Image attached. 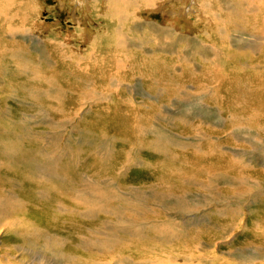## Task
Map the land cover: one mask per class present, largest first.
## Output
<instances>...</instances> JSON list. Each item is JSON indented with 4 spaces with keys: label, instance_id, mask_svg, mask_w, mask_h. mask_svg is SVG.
Returning <instances> with one entry per match:
<instances>
[{
    "label": "rangeland",
    "instance_id": "374dc122",
    "mask_svg": "<svg viewBox=\"0 0 264 264\" xmlns=\"http://www.w3.org/2000/svg\"><path fill=\"white\" fill-rule=\"evenodd\" d=\"M16 1L30 3L36 15H30L33 10L27 7L22 9L19 17L16 8L7 6L8 22L4 24L8 33L3 34V25L0 30V44L4 49H10L3 60L0 58L1 86H7L4 72L9 70L16 78L19 75L16 83L8 80L15 84L14 91L0 88V264H111L119 261L134 264L144 260L147 262L141 264H150V258L164 259L165 253L184 255L185 259L209 254L207 257L216 256L218 264H250L251 261L244 260L253 256L252 248L258 249L256 251L264 257V235L262 239L252 235L258 219L264 226L263 194H259V201H255L259 204L241 200L244 206L236 207L239 214L233 216L229 215L230 212L220 216L218 210L215 212L217 206L188 215L179 213L174 207H180L176 196L182 189L188 190V200L194 193L206 198L210 195L207 191L209 185H220L213 177L208 185L185 184L187 177L183 178L182 174L188 172L190 163L186 164L180 158L191 157L192 150H184L180 145L195 140L192 137L195 133L189 132V122L195 120L198 123L201 119L198 114L207 116L215 110L211 108V100L207 103V98L200 96L192 85L172 84L176 59L156 64L170 77V83L158 92L156 84H153L159 83L155 76L153 80L146 78L147 82L140 78L138 83H128L131 78L124 73L128 69V59H122L125 64L120 70L122 76L117 74V67L106 71L108 73L101 80L107 78L109 83L99 88L101 91L119 88L121 93H114L117 102L103 97L99 99L93 95V90L96 79L103 72L97 73L96 70L94 74L91 66H86L88 62L85 59L91 57L86 56L87 44L81 42L83 34L74 36L70 29L74 27L70 18L85 19L83 15H86V9L89 13V7L73 0ZM161 1L152 0L151 13L145 15L149 20H164L168 10L175 13L183 11L179 0H165L157 13L152 8L154 3ZM59 2L65 5L64 10L58 8ZM195 5H187L191 15ZM139 10L143 16V7ZM195 10H198V5ZM24 15H27L26 22L21 20ZM175 18L177 14L168 16L166 28L173 33H189V23L187 26L184 23L179 25L172 21ZM94 21L90 27L96 31L105 26L100 19ZM37 22L43 25L37 26ZM54 23L58 26L47 30L48 25ZM261 28L263 25L259 20V36L263 34ZM17 29L30 30L34 38L13 37L16 34L13 30ZM250 32L258 33L256 29ZM140 34L152 40L148 28L138 31L134 26L130 36L136 40ZM236 36L237 33L232 34V37ZM169 39L174 43L171 37ZM52 41L66 42L70 46L66 49L61 47L63 51L58 61L50 52L51 47L46 46V42ZM202 54L203 58L209 59L206 53ZM203 58L202 64L207 62L204 69L209 71V63ZM56 61L59 64H54ZM113 63L118 65V60ZM140 87L143 92L141 90L138 96ZM86 91L90 93L89 97L81 94ZM121 94L127 102L133 101L131 95L137 96L135 110L118 102ZM219 99L227 101V96L221 94ZM104 100L117 107L115 110L112 107V114L106 121L102 110L100 115L97 114L100 106L105 107ZM197 101L198 106L195 104ZM151 105L155 106L154 110H149ZM120 117L130 122L135 120L130 127L131 135L126 133L124 127L127 125L122 124ZM202 120L220 134L209 138L213 144L230 139L222 134L215 122L207 118ZM117 126L122 130L118 131ZM165 131L172 141L163 137ZM158 137L160 145L156 143ZM246 140L247 143H259V138L258 142L250 137ZM235 145L231 143L229 148ZM242 145L244 149L251 148L246 143L242 142ZM257 148L263 149V146L259 144ZM242 153L245 154L243 165L245 161L252 162L248 151ZM146 174L150 175L146 177ZM260 176L264 179V175ZM161 200L167 201V205L168 201L176 205L162 207ZM188 202H183L182 206L187 205L188 212L194 211ZM230 221H235L240 229L222 240L220 238L230 231L226 228ZM134 231L141 233L142 238L132 236ZM194 236L198 240L190 243ZM187 239L189 243L185 244ZM127 245H130L129 249ZM158 251L163 253L161 257ZM151 252L156 256L149 255ZM259 264H264V261Z\"/></svg>",
    "mask_w": 264,
    "mask_h": 264
},
{
    "label": "bare ground",
    "instance_id": "6f19581e",
    "mask_svg": "<svg viewBox=\"0 0 264 264\" xmlns=\"http://www.w3.org/2000/svg\"><path fill=\"white\" fill-rule=\"evenodd\" d=\"M73 1L78 2L81 6L89 7V13L87 14L86 9V15H83L85 19L70 18V20L74 22V27L70 29H72L71 33H73L74 36H79L80 33L83 34L81 36V42L85 43V45L87 44L88 52L86 53V56L91 57L85 59L88 62V65L86 66H91L95 71L94 74H96V70L98 71L97 73L103 72L100 78L96 79V86L93 90L94 96L99 99L103 97L106 100L109 99L117 102L114 93H121L119 88L114 91L113 89L115 88L106 91H101L99 88H103V84L105 85L109 83L107 78L103 80L101 79L115 67H117V74L121 75L120 70L125 66L122 59L125 58L128 59V69L125 70L124 73L126 77L131 78V80H128V83H138L140 78H142L144 82H147L148 78L153 80V77L155 76V81L159 83L154 82L153 84H156L154 86L157 87L158 92L162 90L165 85L170 83V77L167 76L164 70L156 64H161L166 61L170 63L175 58V66L173 67L175 79H173L172 84L179 86L192 85L200 96L207 98V103H209L210 100L212 102L211 108L215 111L208 113L207 116L198 114V117H201L198 123H196L195 120H193L194 123L192 121L189 122V132L191 134L195 133L192 135V137L195 138L194 142H186L184 146L180 145L179 142H177V144L184 147V150L188 151V148H191L192 150V153H190V155H192L191 157L186 156L187 159L183 157L180 158V160L186 164L190 163L187 166L188 172L182 174L183 178L187 177L185 184L190 185L194 182L195 186H202L203 184L208 185L211 177H213L220 183V185L218 187L215 185H209L207 191H210V195H206V198H204L205 195L201 196L194 193L188 200V194L186 193L188 190L182 189L181 194L176 196V201L179 202L180 205L179 208L174 206L176 204L173 205V203L169 201V204L167 205V201L163 202L162 200L161 206H167L169 208L174 206L176 211L179 213L184 212L185 215L193 212H200L202 210L206 211L209 208L217 206L215 212L217 213L219 211L220 216L226 212H230L229 215L233 216L239 214L236 207L244 206L242 201L249 200V202L253 204H259V202L255 201H259V194L264 195V179L260 176L264 175V10H261L262 7L264 8V0H179V2H181L180 7L183 11H181V13H175L173 10L171 12L168 10L165 14L163 13L165 18L163 17L164 20L162 21H152L145 16L146 13H148V15L151 13L149 9H151L150 7L153 4L152 0ZM163 1L156 4L154 3L152 9L157 12V9L160 8ZM259 2H261V6H259ZM188 3H195V7L198 5V10H195V7L193 8L192 15L188 12V10H191L187 7ZM59 4L60 6L58 8L60 10L66 8L62 2H59ZM30 5V3L28 4L25 1L0 0V12L2 11L0 15V30L3 25L4 29L2 31L4 35L8 33L6 31L7 28L5 27V24L8 22L6 19L8 18V14L5 7L11 6L16 8V13L19 17L22 9L27 7L32 8L33 10L30 15H36V10L33 7H30ZM139 7H143L145 10L143 16L139 12ZM163 7L164 5L162 8ZM38 11L39 10H37V12ZM174 14H177V18L172 19V21L178 22L179 25L184 23L186 26L187 23H189L191 27L189 30L187 26V31H189V33H173L171 29L166 28V25L168 24V16L171 15L173 17ZM30 15L28 16L30 17ZM3 19L4 21H2ZM95 19H100L105 23V26L101 28L102 30L96 31L90 27L92 23H95ZM21 20L26 22L27 15L21 16ZM259 20L261 21V25H263V28H261L263 34H261V36H259ZM39 25L40 23L37 22V26ZM57 26L58 24L56 23H54V25H48L47 30H53V28H56ZM134 26L138 31L148 28L151 32V38H149L152 40L150 41L142 34H140L139 38L134 40L133 37L130 36ZM253 29H256L258 33H251L250 30ZM20 30L21 29L13 30L16 32L13 37L33 36L30 30L25 31L22 29L21 32ZM234 33H237L235 38L232 37V34ZM170 37L175 44L169 42ZM33 38L34 36L30 39L32 40ZM241 38L245 39L240 40ZM68 42L71 41L68 40ZM2 45L3 44H0V58L3 60L10 49H4ZM189 45L190 47L187 49ZM46 46L51 47L52 50H50V52L55 54L54 58L57 61L61 58V52L63 51L61 47L65 49L70 47L66 42L59 43L57 41L46 42ZM177 47L181 50H176ZM202 53H206L209 59L203 58ZM65 58H67V56H64V59ZM202 58L203 60L208 61L210 66L209 71L204 69L205 63L207 62H203L202 64ZM117 60L118 65L113 63ZM57 61L54 64L57 65ZM151 63L153 65H150ZM2 73L3 72H0V78L2 77ZM3 78L5 79L4 83H6L7 86H1L0 83V88L14 91L13 87L15 84L9 83L8 80H14V83H16L15 79L19 80V75H17L16 78L8 70V72H4ZM141 90L140 87V94H138V96L141 95ZM5 94V96H9V94ZM81 94L85 95V97L90 96L88 91L81 92ZM221 94L227 96V101L219 99V95ZM162 96L163 94L160 95V97ZM97 98L96 101L99 102V99ZM119 98L118 102L127 105V108L136 109L134 103L137 96L134 97V95H131L134 102H127L125 96L122 94ZM106 100L103 101L105 104L102 103L105 107L100 106L101 109L97 110L98 115L101 114V110L103 111L104 121H106L107 117L112 114V111L117 108L115 104L110 105L107 103L109 101ZM124 101H126V103H124ZM195 104L198 106L199 102L197 101ZM112 107H114L113 110ZM154 108L155 106L151 105L149 110H154ZM160 111L162 112V109ZM217 111L222 112L223 114H219ZM202 118H207L215 122L217 128L222 130V134L229 136L230 139L223 142L218 141L216 144H213L209 141V138L219 137L220 134L216 132L209 123L204 122ZM121 119L122 124L124 126L127 125V127H124L126 133L131 135L130 127L135 120L134 122H130L128 119ZM156 125L162 127L159 124ZM116 128L118 131L122 130V127L120 126H117ZM167 134V131H165L163 137L171 140ZM231 135L233 136L231 137ZM248 137L255 142H258L257 140L259 138V143H247L246 139ZM156 140H158L156 141L157 145H160L159 137ZM242 142L248 144L251 148L244 149ZM231 143L237 145L229 148ZM259 144L263 146V149L257 148L259 147ZM245 151L249 152L253 163L249 160L248 162L245 161L244 165L242 164V159L245 155L242 152ZM180 156L185 155L180 154ZM150 164H152V162ZM149 175L146 174V177ZM139 176L141 177V175ZM172 177H174V175H172ZM135 196L140 198L139 195ZM191 198L192 200L188 202ZM169 199H173V197H169ZM183 202L192 204L193 206L190 208H193L194 211L188 212L186 210L188 209L187 205L182 206ZM262 203L264 202L262 201ZM151 212L153 211L151 210ZM144 213L146 212L144 211ZM242 221L240 223H243ZM236 227L237 229H235ZM253 227L252 235L254 238L262 239L264 235L262 221L258 219ZM226 228L230 229V231L226 236L224 235L220 238L222 240L230 237L232 232H236L240 229V226L236 225L235 221H230V223H227ZM132 236L135 238H142L141 233L137 231H134ZM143 237L145 236L143 235ZM169 237H171V235ZM145 239L143 240L145 241ZM191 240L190 243H194L198 239L194 236ZM52 241L54 240L52 239ZM188 243L189 239H187V243L185 244ZM201 245H203V243H201L200 246ZM126 248L129 249L130 245H127ZM149 248L161 251L165 250L164 248L161 249L151 246ZM198 250H200L199 246ZM256 250L258 249H250L251 255L253 256L248 257V260L244 261H251L250 264H259L261 260L264 261V257H262ZM201 251H203L202 246ZM147 253L148 252H146V254ZM162 254L163 253L161 252L160 257ZM165 254L166 256L164 259L150 258L148 262H150V264H184L182 261L186 262L185 264L219 263L218 260H215L216 256H212L211 258L207 257L209 254L200 255L196 258L190 256L189 259H185L184 255H176L172 253ZM149 255L152 257L156 256L153 252L149 253ZM143 262L147 261L144 260ZM143 262L136 261L134 264H141ZM11 263L13 264V262H9V264ZM111 264L126 263L119 261Z\"/></svg>",
    "mask_w": 264,
    "mask_h": 264
}]
</instances>
